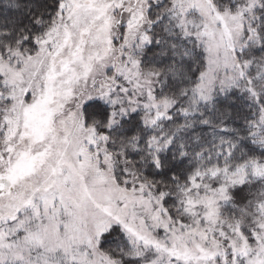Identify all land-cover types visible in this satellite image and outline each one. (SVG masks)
Returning a JSON list of instances; mask_svg holds the SVG:
<instances>
[{
    "label": "snow or ice",
    "instance_id": "obj_1",
    "mask_svg": "<svg viewBox=\"0 0 264 264\" xmlns=\"http://www.w3.org/2000/svg\"><path fill=\"white\" fill-rule=\"evenodd\" d=\"M28 17L0 23V264H264V0Z\"/></svg>",
    "mask_w": 264,
    "mask_h": 264
},
{
    "label": "trees",
    "instance_id": "obj_2",
    "mask_svg": "<svg viewBox=\"0 0 264 264\" xmlns=\"http://www.w3.org/2000/svg\"><path fill=\"white\" fill-rule=\"evenodd\" d=\"M50 0H6L8 2V7H5L4 2H0V23H4L6 20L10 21H22L24 24L28 23V12L29 9H35L37 3L43 4ZM30 3H32L30 5ZM13 4L18 5L19 7H12ZM33 6V7H32ZM159 60V64L163 69L166 65L165 62H161ZM163 64V65H162ZM234 102V103H233ZM229 103L232 104V107H226V110L229 113V117H234V122H229V128H235L245 123L246 119L253 118V113H255L256 109L251 108L246 100L243 98L231 97ZM229 119V118H226ZM248 190H245L244 195H246Z\"/></svg>",
    "mask_w": 264,
    "mask_h": 264
},
{
    "label": "rangeland",
    "instance_id": "obj_3",
    "mask_svg": "<svg viewBox=\"0 0 264 264\" xmlns=\"http://www.w3.org/2000/svg\"><path fill=\"white\" fill-rule=\"evenodd\" d=\"M0 2H4V5H5V7H8V2L6 3V0H0ZM47 2H49L50 3V1H47ZM8 4V5H7ZM32 3H30V5H31ZM33 7V6H32ZM158 51V50H157ZM257 55H259V53L257 54ZM148 58H149V60L150 61H152V64H151V66H153V67H159V68H161V66H160V64H159V60H163V57H160V56H156L155 58H153V55H152V53L151 52H149L148 53ZM163 65V64H162ZM162 69V68H161ZM181 86H183V85H181ZM244 99V98H243ZM245 100V99H244ZM231 128V127H230ZM112 247H114L115 245H111ZM107 247H109V245L108 244H106L105 245V248H107Z\"/></svg>",
    "mask_w": 264,
    "mask_h": 264
}]
</instances>
